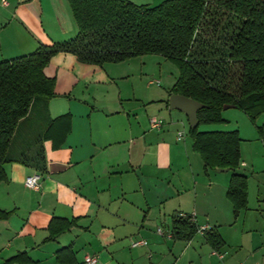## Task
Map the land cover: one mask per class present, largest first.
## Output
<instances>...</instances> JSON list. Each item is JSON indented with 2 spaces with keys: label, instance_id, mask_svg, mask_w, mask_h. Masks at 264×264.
I'll return each instance as SVG.
<instances>
[{
  "label": "crops",
  "instance_id": "0c3cea01",
  "mask_svg": "<svg viewBox=\"0 0 264 264\" xmlns=\"http://www.w3.org/2000/svg\"><path fill=\"white\" fill-rule=\"evenodd\" d=\"M5 2L0 0V61L76 33L66 0ZM141 56L102 65L70 52L50 58L44 73L55 79L54 95L31 103L10 141L16 158H33L41 148L45 169L19 161L4 165L0 210L8 215L0 219V264H87L85 255L96 256L95 264H264V113L256 124L244 120L236 128L240 159L234 171L205 169L187 117L168 108L174 82L153 88L159 83L148 81ZM63 114L69 130L55 146L60 126L47 132ZM151 118H161L162 127L152 128ZM234 172L247 178V204L236 215L226 195ZM33 174L40 175L38 189L24 182ZM178 212L194 213L188 221L218 232L222 246L213 248L206 232L197 230L188 239L158 235L159 226L173 232ZM55 218L71 225L48 239ZM141 239L147 244L131 245ZM58 255L73 261L59 262Z\"/></svg>",
  "mask_w": 264,
  "mask_h": 264
},
{
  "label": "trees",
  "instance_id": "16d2710c",
  "mask_svg": "<svg viewBox=\"0 0 264 264\" xmlns=\"http://www.w3.org/2000/svg\"><path fill=\"white\" fill-rule=\"evenodd\" d=\"M66 1L76 24L73 37L0 61V181L6 178L4 165L9 162L19 161L41 173L45 169L41 148L33 158H16L10 152V141L31 103L54 95L55 79L44 68L59 52L98 65L145 54L169 59L178 69L171 93L205 105L197 111V125L189 127L193 150L204 168H237L238 131L199 130V125L225 121L221 115L224 105L240 109L253 124L264 113V0H163L156 5L130 0ZM49 126L47 136L60 126V137L54 141L60 145L69 130V115L58 116ZM257 129L261 131L260 126ZM226 195L235 215L244 209L246 176L234 172ZM7 215L0 210V219ZM70 225L65 219H53L48 239ZM172 231L173 237L188 239L196 226L176 217ZM205 237L213 248L223 244L213 229ZM57 261L72 262L73 257L65 260L58 255Z\"/></svg>",
  "mask_w": 264,
  "mask_h": 264
},
{
  "label": "rangeland",
  "instance_id": "374dc122",
  "mask_svg": "<svg viewBox=\"0 0 264 264\" xmlns=\"http://www.w3.org/2000/svg\"><path fill=\"white\" fill-rule=\"evenodd\" d=\"M139 58L146 60L147 79L148 81H158L154 83L153 88L168 89L178 76V69L175 64L159 54H145ZM221 115L226 118L219 123H202L199 130L207 129H236L239 125H244V120L251 126V121L247 115L236 107L222 109ZM221 126L223 128H217ZM212 127V128H211Z\"/></svg>",
  "mask_w": 264,
  "mask_h": 264
},
{
  "label": "built area",
  "instance_id": "2783aa9c",
  "mask_svg": "<svg viewBox=\"0 0 264 264\" xmlns=\"http://www.w3.org/2000/svg\"><path fill=\"white\" fill-rule=\"evenodd\" d=\"M3 3H6L5 0H3ZM158 82V81H157ZM163 125V120L161 118H151L150 119V126L152 128H161ZM182 137V132H178V138ZM25 184L33 189H38L39 185H40V175L38 174H33L31 176H28L25 178L24 180ZM176 217L179 218H186L188 220H190L191 222H193L195 220V214L194 213H190V214H186L184 212H178L176 214ZM197 232L199 233H205L206 231L209 230V226L208 225H197L196 227ZM156 233L158 235H161L163 237H166L168 239H171L173 237L172 232L169 230H165L163 227L159 226L156 228ZM147 241L144 239L141 240H135L132 242V246H137V245H146ZM214 254H216L218 257H221L222 255L220 253H218L217 251L213 252ZM84 262L87 264H95L97 262V257L96 256H90V255H85L84 256Z\"/></svg>",
  "mask_w": 264,
  "mask_h": 264
},
{
  "label": "water",
  "instance_id": "95a60500",
  "mask_svg": "<svg viewBox=\"0 0 264 264\" xmlns=\"http://www.w3.org/2000/svg\"><path fill=\"white\" fill-rule=\"evenodd\" d=\"M205 105L189 97L181 94L171 93L168 97V108L171 110H178L183 112L188 120L190 128H194L197 123V111ZM234 107L233 105H224L223 109ZM218 170H225V168H219Z\"/></svg>",
  "mask_w": 264,
  "mask_h": 264
}]
</instances>
